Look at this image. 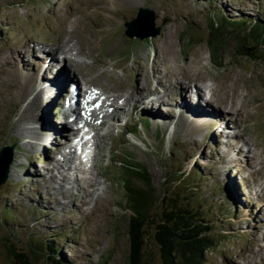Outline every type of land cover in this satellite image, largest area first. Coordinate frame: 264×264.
Returning a JSON list of instances; mask_svg holds the SVG:
<instances>
[{"label": "rangeland", "instance_id": "1", "mask_svg": "<svg viewBox=\"0 0 264 264\" xmlns=\"http://www.w3.org/2000/svg\"><path fill=\"white\" fill-rule=\"evenodd\" d=\"M141 9L150 15L134 22ZM221 15L240 23L260 21L264 0H0V150L13 149L9 177L0 186V264H16L12 250L25 253L34 264H50L49 253L38 247L36 240L48 241L59 233L68 234L56 244L61 243L73 264H128L132 213L126 184L142 183L133 178L126 164L143 166L159 196L173 192L189 199L195 208L199 202L204 204L199 211L210 219L219 240L205 264H264V46L249 40V22L242 23L241 30H220L228 35L220 43L214 39L210 46L211 24L220 19L225 26ZM128 23L134 25L133 37L127 34ZM74 25L79 26L78 32ZM158 30L159 34L152 36ZM33 47L38 53L73 47V57L79 62L77 75L94 84L89 96L93 106L84 110L83 101L81 104L86 123L69 127L66 132L71 137L67 140L57 132L65 127L54 106L45 104L39 109L32 96L25 99L32 88L29 86L25 95L22 92L35 74H21L18 54L28 58L25 51ZM241 47L249 50L246 55L240 53ZM255 51L257 59L251 56ZM216 53L219 60L214 59ZM57 55L62 61V51ZM67 61V73L75 75L70 76V85L79 77L69 68L73 61ZM23 78L27 83L22 89ZM186 84L197 88L199 95L200 87L204 91L207 86L214 93L209 104L225 114L230 131L251 149L246 159L226 160V148L216 146V142L222 145L225 136L217 135L216 141L212 132L214 127L217 134L221 129L217 132L219 126L209 128L204 122L217 110L210 105H191L190 96L182 95L191 90ZM156 88L159 94L151 99H158V109L151 110L145 94ZM142 93L144 99L139 104ZM101 94L103 99L121 94L133 101L122 106L119 121L117 115L113 118L115 126L110 123L98 131V125L88 124L94 120L100 124L104 121L100 116L109 112L106 105L94 103ZM183 98L190 110L185 105L181 110L184 115L179 117ZM153 110L166 116V122L160 121L159 113L152 114ZM46 113L57 128L44 125ZM134 124L139 125L136 136L130 133ZM45 129L60 137L45 144L41 134ZM79 132L91 134L98 144L93 168L84 171L76 162L78 171L67 160L59 161L53 171V159ZM60 144L65 146L61 150ZM247 148L242 146L245 152ZM41 157L46 162L37 164ZM69 157L73 158L72 153ZM197 171L203 178L196 177ZM78 178L87 182L97 179L99 185L87 191L90 187L84 188ZM73 184H79L77 191ZM5 208L16 211L15 224L6 220ZM143 264H161L153 236L147 238Z\"/></svg>", "mask_w": 264, "mask_h": 264}, {"label": "trees", "instance_id": "2", "mask_svg": "<svg viewBox=\"0 0 264 264\" xmlns=\"http://www.w3.org/2000/svg\"><path fill=\"white\" fill-rule=\"evenodd\" d=\"M221 19L224 21V27L220 24V19L211 24L210 36L212 38H209L208 42L210 46H212L214 39H220V41L218 40L220 43L221 38L228 35V33H220V30H226V28L241 30V24L247 22L251 24V27L246 29L249 40H252L254 44L261 42L260 45L264 46L263 15L260 21L250 20L242 23L231 21L224 15H221ZM254 44H251L250 47H254ZM247 51L249 50L240 48L242 55H246ZM216 52L218 53V51ZM256 52L258 51L251 54L254 59L258 58ZM217 53L214 59L219 60L220 56ZM144 119L145 117H142V120ZM149 119L147 116L146 122H149ZM145 128L149 129L148 123ZM138 129L139 125L134 124L130 133L136 136ZM41 160L45 161V157H41ZM125 166L131 170L134 175L133 178L142 183L141 186L126 184L128 187L126 189V201L129 206L128 209L132 213L128 224L130 241L128 264H143L144 248L147 238L150 236H153L159 246L161 264H205L208 253L219 246V240L213 234V227L209 223L210 219L203 215V211H199L200 207L205 208L204 204L199 202V207L195 208L189 199L180 198L178 193L173 192H165L159 196L153 186L152 177L143 166L129 164ZM196 175L198 179L204 176L201 171H197ZM155 207H158L157 211ZM153 210L154 212H152ZM5 211L7 213L5 215L6 220L11 225L15 224L14 215L17 214L16 211L11 208H5ZM67 236V233H59L52 236L53 239L48 241L38 242L36 240L37 246L49 253L47 259L51 262L50 264H73L61 248V243L56 244V240L67 239ZM11 254L14 256L16 264H34L25 253L12 250Z\"/></svg>", "mask_w": 264, "mask_h": 264}, {"label": "bare ground", "instance_id": "3", "mask_svg": "<svg viewBox=\"0 0 264 264\" xmlns=\"http://www.w3.org/2000/svg\"><path fill=\"white\" fill-rule=\"evenodd\" d=\"M95 3H98V2H95ZM76 11L77 10L75 9L74 12H76ZM80 12L82 13V11H80ZM64 25H67V23ZM82 27H84L83 24H82ZM78 28H79V26L74 25L73 29L75 31H77ZM68 40H69V38H68ZM67 43H68V41H67ZM73 49H74L73 47H68V48L67 47H64V48L60 47L57 49L43 50L42 51L43 53H38L37 50H35V48L33 47L31 50L28 49L25 51V52L29 53V55L27 56L28 58H24V57L20 56V54H18V56L21 58L18 59V64H17L18 65L17 68L21 70V74H23L25 77H30V74L32 75L33 73L35 74V76H31L28 79L29 85L26 86L24 89L22 88V86L27 82H24L25 78L20 79L21 80L20 84H21V88L23 89L22 92H24V95L26 94V92L29 91V86L32 88V93L31 94L28 93V96L25 97V99L32 96V99L34 98L33 104L35 103L37 105V107L40 104L39 109L41 107H44L45 104H46V107L49 105H51V107H52V105H53L55 110H56L55 112H56L57 118L59 119L60 116H62L61 124L65 127L64 128L65 130H63V131L59 130L56 127V125L53 123V121L50 122L51 116L49 119V115L47 113H46V120H45L44 125H46L48 127H53V125H54V127L57 128V132H59L60 134H63V135L65 134L66 140L71 137V136L69 137V133H67L66 130L69 127H74L77 122L80 123L81 121H83L82 115H81V106H82L81 104H82V98L84 97L83 96L84 92L82 90V87L83 86L85 88L89 87V93H86V96L83 99L85 101L84 104H87L88 107L92 106L90 103L91 99L88 97V95L91 96L90 92L93 91V87H94V84L86 82V81L83 82L80 79V77L77 75V73H76L78 71L77 70L78 69L77 63H79V62L77 60H75V58L73 57L74 51H75V50L73 51ZM60 51H62V53H63L62 61H60V58L57 55V52H60ZM66 54L70 55L71 57L68 58V56ZM25 55L26 54H23V56H25ZM25 59H29L30 61L33 62V64L32 65L30 64L31 65L30 66L29 64L26 63ZM68 59L73 61L72 64L70 63L69 68L71 69V71H75L76 76L79 77V79L76 77L77 78L76 82H72L70 85H69L68 80L70 79V76L74 77L75 75H74V73L73 74L67 73V69H65V67H67V62H68L67 60ZM1 64H3V61H0V65ZM8 64H9V62L7 63V65ZM27 65L30 67H27ZM29 70H32V71H29ZM10 72L15 73L16 75L18 74V72L16 70H12ZM53 75H55V76H53ZM187 86H188L187 89H189V88L191 89L190 92L187 93L188 90H186V92L184 94H182V93L181 94L184 95V97H186L187 95H188V97L190 96V99H192V102L189 99H188V101L191 105H198L200 107H202V104H203V106L204 105L205 106L210 105L212 107V109L214 108L217 110V112H213L211 117L204 118L205 119L204 122L208 123L210 125L209 128L213 127L214 125L219 126V127H217V128H219V129H217V132L221 129L219 134L216 133L215 127L213 128L212 132H213L214 139H216V141H217V135L219 137L225 136L224 141H222L223 142L222 145L220 146V144L218 145V142H216V146L218 148L222 147V146H224L226 148V151H224V153H226V155H224L226 160L231 163L233 161H236L238 157L242 160L246 159L247 152L248 153L250 152V154H251V149L247 148L246 147L247 145H245V143L241 144V141H240L241 139L239 140V138L233 133V131H230V128L227 125V121H229V120H226L225 114L220 112V110L218 108L213 107V105L209 104V102L208 103L205 102L204 98H203V94H202V98H201V96H200L201 92H202L201 87H200L201 92L199 95L197 88L192 87V85H190V86L187 85ZM157 88H158V86H157ZM157 88L155 90H150V91H148V94H145V95H148V96H146L147 102L149 105L148 108L151 110L153 107L156 110L158 109V107H156V106H158L156 103V100L158 101V99L157 98L151 99L152 96L159 94V90ZM180 90H182L181 87H180ZM139 94H137V96H135L133 99L137 98L139 96ZM213 94L211 96V102L213 101ZM241 94L242 93H240V97H241ZM103 96H104L103 94H101L100 96H96L94 103H97V104L101 103L103 105H106V107L109 108L108 114L106 113L104 116L103 115L100 116V119L104 118V121L106 120V122L104 123V121H102V122H100V124H97L99 122H97V120H94V121H96L95 123L93 121L92 124L91 123L88 124V125L93 126V127H97L96 125H98V128H96L98 131H101L102 127H105V126L108 127L110 123L115 126L116 122L119 121V119H120L119 117L122 115V112H120V111H121V109H123V107L121 105L117 104V100H123L125 98V103H126L125 106L129 105V103L131 101H133V100H131V96L126 97V96L121 95V94L116 96V97L114 96L115 98H111V96H108L107 99H103ZM143 97H144V94L142 93L140 95V98L138 99L139 104L142 103V101L144 99ZM31 100L28 101V103H29L28 106L30 105ZM182 101H181L180 107L178 109L179 117L181 115H184L181 110L184 109L185 105H186V110L187 111L190 110L189 108H187V105H188L187 100L185 98H183ZM243 106H242V108H243ZM58 111H60V112H58ZM154 113H159V112L154 111L152 114H154ZM50 115H51V113H50ZM116 115H117V121L113 120V118ZM110 119H112V122L107 121ZM165 119H166V116H162V120H160V121L166 122ZM157 121L158 120H156V122ZM198 121L201 122L200 124H203V122L201 120H198ZM43 122H44V120H43ZM83 122L86 123L85 121H83ZM200 126H203V125H200ZM75 129H76V127H75ZM49 130H51V129H45V131L41 132L42 141L45 144L47 142L49 143V141L54 140L56 137H60V135H55V134H53V132H51ZM207 130H209V129L207 128ZM75 134H74V137L76 136ZM70 135H71V133H70ZM220 139H222V138H220ZM73 140L72 141L70 140L68 143L70 144L71 142H73ZM68 143L65 144V142H64L65 145H67ZM242 146H244L245 149L247 148L246 152L244 151L245 149L242 150ZM62 147H63V145L60 144L59 150H61ZM70 149H72V147ZM255 156L257 157L258 155L255 154ZM53 167L56 168L58 166H53ZM68 169H71V167H69ZM75 169H77V168H75ZM79 170L80 169L78 168V171ZM71 179L72 178H70V180ZM76 181H77V178H76ZM95 181H97V182H95ZM78 183L80 185L84 186V188H86L87 187L86 185L88 184L87 181L85 182V180L81 179V178H78ZM73 185H74V188H73L74 191H77L79 189V186L77 184H73ZM98 185L99 184H98L97 179L91 181L90 184H88V186H90L91 190H94V188L97 189ZM84 191H85V189H84ZM75 193H77V192H75ZM75 193H71V197H75Z\"/></svg>", "mask_w": 264, "mask_h": 264}, {"label": "water", "instance_id": "4", "mask_svg": "<svg viewBox=\"0 0 264 264\" xmlns=\"http://www.w3.org/2000/svg\"><path fill=\"white\" fill-rule=\"evenodd\" d=\"M148 14H149V12L147 10L141 9L139 14H138V18L136 20H134V22L139 23V22H141V20H145V18L147 17ZM126 26L128 28L127 34H129L131 37H133L134 36V35H132L133 28H134L133 23H128V24H126ZM152 34H151L152 36H157L159 34V30L152 33ZM12 150L13 149L11 147H4L0 150V186L5 184L8 177H9V169H10V165L13 161Z\"/></svg>", "mask_w": 264, "mask_h": 264}]
</instances>
